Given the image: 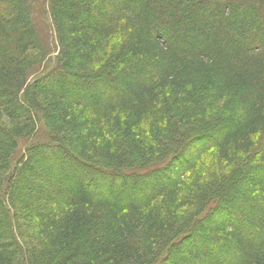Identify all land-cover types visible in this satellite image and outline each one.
<instances>
[{
	"label": "trees",
	"instance_id": "16d2710c",
	"mask_svg": "<svg viewBox=\"0 0 264 264\" xmlns=\"http://www.w3.org/2000/svg\"><path fill=\"white\" fill-rule=\"evenodd\" d=\"M36 1L0 0V264H264V0H43L29 84ZM38 169L32 212L13 180Z\"/></svg>",
	"mask_w": 264,
	"mask_h": 264
},
{
	"label": "rangeland",
	"instance_id": "374dc122",
	"mask_svg": "<svg viewBox=\"0 0 264 264\" xmlns=\"http://www.w3.org/2000/svg\"><path fill=\"white\" fill-rule=\"evenodd\" d=\"M36 2H37L36 18H37V21L44 28V29L42 28V31H41L40 34L41 35H45V37L43 38L42 41L39 40V43L41 42L40 47H42V49L44 50L43 56L45 55V57L43 58V62H41V64H39V66H35L31 70L30 74L28 75V83L29 84H31V83L37 81L38 79L44 77L45 75L48 74V72H50L52 69H54V65H55V62H56L55 58H56V54H57V44H56V41H55L54 32H53V29H52L51 22L47 18L45 10L40 5V3L43 2V0H37ZM45 41H46V43H45ZM42 42L44 43V46H42V44H43ZM231 119H232V116L229 115V116H227L226 119H224L222 121V123L220 122V124H218L216 126H213V127H200L202 131L199 133V135H204L205 134L206 136H202V140L199 141L196 145L188 146L187 149L185 150L184 154L181 155L179 157V159L175 160V164H178L179 167H182L184 164H190L192 162V160H193V157H194L195 153L199 152V149L202 148L203 146H205V144H206V142L208 140H210L211 138L215 137L216 130H218L220 127L221 128L225 127L228 124V121H230ZM49 142H50L49 141V136H48L46 130L43 128L42 125L41 126L39 125L38 126V130H37L35 136L33 137V139H31L30 141H26L24 143L22 142V143L19 144L20 152H19V154L17 156L18 157H23L24 154H25V150L32 143H33V145H41L42 146V145L49 144ZM17 156H16V158H17ZM58 158H61V161L57 160V162H55L52 165V166H54L53 168L60 167V164L64 165V166L67 165V161L68 160H67V158L65 156H59ZM52 166L48 167L46 170H49L50 168H52ZM46 170L38 169V172L30 174L28 177H24L23 175H21L20 178H16L15 180H13V189L14 188L16 189V187L22 186V184L25 185V186H28L27 190H29V192H27V190L25 192V189L23 190L21 188L20 191L17 190L16 193H17L18 196L23 197L25 199V201L30 204V206L32 205V210H31L32 212L36 211L35 210V205H33L34 203L32 201V197L36 193V189L34 187V185L36 183L35 177H39V176H41L43 174H45V175L51 174V171H49V173H48V171H46ZM244 178L245 177L239 179L241 181L240 183H242V181L245 180ZM166 179H167L166 175L164 177V174H158L154 178H151L147 183L150 186H154L155 184L159 185V183L162 184L163 181L166 180ZM102 184H103V186H102ZM115 184H116V181H114V180L95 179V185H96L97 189L99 187L100 190H104L105 188H115ZM134 184L135 185H134L133 189L139 188V185H137V183H134ZM5 185H7V184H5ZM238 185H239V182H235L231 186H228V187L225 186V187H223L221 189H217V190H220L221 194H223V196L226 198V200H224V203L229 204L230 208L232 207L234 209L235 208L237 209L239 207L240 201H239V198H238L239 197V187H238ZM101 188H103V189H101ZM3 201H4V199H3ZM236 212H237V210H236ZM33 214L30 213L29 217L25 216V221H23L24 225H29V226L31 225V226L35 227V225L37 224V221H36L35 215H33ZM176 254L178 256H183V253L180 252V251L175 253V255Z\"/></svg>",
	"mask_w": 264,
	"mask_h": 264
}]
</instances>
